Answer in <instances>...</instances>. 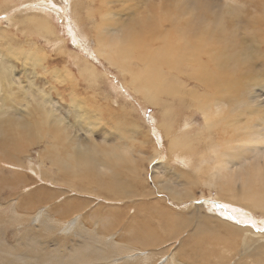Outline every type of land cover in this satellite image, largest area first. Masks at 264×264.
Listing matches in <instances>:
<instances>
[{"label":"rangeland","instance_id":"1","mask_svg":"<svg viewBox=\"0 0 264 264\" xmlns=\"http://www.w3.org/2000/svg\"><path fill=\"white\" fill-rule=\"evenodd\" d=\"M161 1L0 0V48L3 53L7 51L5 48L9 45L15 48L29 47L39 58L34 61V65L28 67L24 65V55L16 59L6 58L8 63L5 66L12 72L7 84L10 83L9 85L17 94V101L20 103L17 107L20 109L21 117L27 120L38 119L32 104L39 100L38 96H42L51 101L46 104V107H53L56 110L55 114L63 117V121L54 120L51 125L62 128L61 133L68 135V138L61 136L63 142L66 143L68 140V151L72 150V153L80 151L81 154H85L90 152L91 146L94 148V145L100 150L95 155L96 160L89 163V168L78 165L76 166L78 169H73L74 173L78 172L80 178L73 177L71 174L65 176L66 173L61 168L52 164L51 159L46 158V148L43 146L45 139L28 146L27 141L39 133L34 132L32 128L26 139L19 140V142L23 141L21 144L23 146L17 156L24 167L16 168L9 163L11 159L16 164L19 163L17 157L13 156L12 148L0 156V264H26L28 258L31 264L33 262L45 264L46 256L55 247L58 248L56 255L64 250L68 255L72 252L80 256L82 251L85 253L81 247L86 241L90 243V251L86 255L83 254L85 261L81 262L80 257L76 264H120L123 259L110 262L103 256L116 251L121 253L114 255V258L127 254L125 249H120V246L116 245V241L119 240V244H132L135 241L131 236L138 235H143L146 241L149 238L151 240L157 238L154 242L142 243L144 247L142 244L137 246L142 252L155 250L154 253L157 256L153 258L154 261L151 264L158 259V263H162L168 254L175 252L180 254L183 260L201 263L199 262L201 243L195 250H191L194 247L191 244V238L199 235L202 224L198 222V230L192 228L196 218L195 214H192L193 217L189 216L191 212L197 213L201 216V220L207 223L211 221L207 218L211 211L232 223L245 224L256 231L264 232V215L255 212V209L248 211V208L242 205L221 200L218 196L220 191L217 188L207 186L205 181L197 178L194 171L185 168L178 159L176 162L170 161L167 155V139L163 137L162 127L159 125L162 123L159 108L131 89L127 80L123 78V74L115 66L108 64L107 60L100 57L96 51V32L97 23L100 22V12L112 10L116 13L112 16L115 24H131L144 15L154 14L155 17L160 14L157 12L162 10L158 9L157 4H161L159 3ZM163 1L166 8H173L176 4H186L187 0ZM193 1L203 2L210 8L216 5L217 10L236 9V15L227 13L224 20L227 22L230 19L236 29H241L239 35H243L244 32L243 36L247 37L245 34H248V31L242 25L244 24L242 18L254 12V0H190L188 3ZM256 3L264 9V0H256ZM240 11L243 16L240 15L238 23L236 16L240 14ZM34 16L46 19L47 25L42 29L38 27L35 29L36 22L32 18ZM164 26L167 28L168 22ZM124 27L126 28L125 25ZM122 29L121 27L118 32ZM242 35L239 37L241 38ZM155 46L157 45L154 44L153 47ZM30 58H32L31 55ZM85 63L94 67V76L82 70ZM54 66L68 67L71 71L70 79L57 77L51 72ZM76 96L86 110L93 114V120L97 124L93 123L78 106L71 103ZM249 97L253 105L264 107V84L253 85ZM30 99L32 104L26 107V101ZM201 116L199 111L193 112L185 108L176 118L180 127L175 133L180 131L187 133L196 158L208 156L206 149L209 142L204 140L208 130L204 129L205 124ZM173 120L174 123L175 118ZM119 127L123 130L122 134L117 133L116 128L119 129ZM120 135L124 138L129 136L131 148L129 152L124 150L127 152L124 155L133 163V169L131 166L130 170L128 168L131 165L130 162L125 168L121 165H109L113 167L109 168L107 165L100 164L99 154L109 150L111 145L117 142L122 143L119 139ZM92 157L94 158V155H87V158ZM207 158L210 159V156ZM93 162L96 164L94 165ZM237 165L239 162L232 160L229 168H233V172L237 171L239 169ZM178 170L189 176L178 178ZM99 179H106V183L114 180L116 186L127 191L130 196L109 199L99 185ZM185 179L196 182L187 186L184 184ZM160 181L161 185L158 184ZM240 184V180L237 179L234 186L240 187ZM163 185L176 188L179 192L186 189L184 197L180 201L171 199L167 194L168 191L163 190ZM144 192L146 195L143 194ZM149 192L151 195L148 194ZM118 194L120 195L121 192ZM189 195H195V198L188 197ZM198 204L201 206L196 207ZM245 214L248 218L242 217ZM167 215L174 216L173 225L168 224L173 220ZM77 216L80 218L81 225L76 230L74 227L68 230L56 229L57 222L62 225L64 222L76 220ZM47 219H51L52 224H45ZM173 226L174 229L176 228V235L170 239L168 228ZM25 232L29 235H24ZM219 233L222 237H227L226 239L232 238L228 231L214 227H206L201 231L202 235L215 237ZM90 237L92 239H89ZM38 239L43 245L38 246ZM258 244L264 249L262 237L258 238V242L255 240L254 244L251 242V245ZM205 245L206 249L212 248L211 245L206 243ZM225 248H216L215 251L224 253L223 264H263L258 259L260 251L255 247H252L251 258L238 257L235 254L236 250L230 247ZM88 257L90 260L87 259Z\"/></svg>","mask_w":264,"mask_h":264},{"label":"bare ground","instance_id":"2","mask_svg":"<svg viewBox=\"0 0 264 264\" xmlns=\"http://www.w3.org/2000/svg\"><path fill=\"white\" fill-rule=\"evenodd\" d=\"M189 1L187 0L184 5L176 4L173 8H166L162 0L159 2L161 4H157L158 9L162 10V12H157L160 14L155 17L154 14L144 15L131 24H115L112 16L116 13L112 10L100 12V22L97 23L96 32V51L100 57L102 56L107 60L108 64L115 66L123 74V78L127 80L131 89L159 108L162 117V123L159 125L162 127L163 137L167 139V155H169L170 161L176 162L178 159L185 168L194 171L193 173L196 174L197 178L205 181L207 186L217 188L220 191L218 196L221 200L242 205L248 208V211L255 209V212L264 215V107L253 105L250 102L251 97H249L253 85L264 84V9L262 6H258L256 0H254V12L244 19L242 18L243 22L240 18V21L244 23L242 24L243 27L248 31V34H245L247 37L243 36V32V35L240 34L242 35L240 38L239 30L241 29L237 28V30L230 19L227 22L224 20L227 13L236 15V9L217 10L215 9L216 5L214 8H210L203 2L193 1L188 3ZM74 13L76 14V11ZM239 13L236 16V22L238 23L240 15L243 16L241 11ZM233 17L235 18V16ZM32 18L36 22L34 23L35 29L37 27L42 29L47 25L45 23L46 19L40 16ZM91 19L93 21V17ZM164 22H168L169 26L167 28L164 26ZM121 27L123 29L118 32ZM48 33L50 32L48 31ZM154 44L157 46L153 47ZM7 47L5 53L0 48V94L2 92L0 96V156L6 153L9 148H12L13 156L17 157L19 163L16 164L13 159L9 163L16 168L24 167L17 156L23 146H21L23 141L19 142V140L26 139L32 128L35 130L34 132L39 133L33 139L27 141L28 146L45 139L43 146L46 148V158L51 159L52 164L61 168L66 173L65 176L71 174L73 177L80 178L78 172L74 173L76 166L89 168V163L96 160L95 155L100 150L94 145V148L91 146L90 152L85 154H81L80 151H74L73 153L72 150L68 151V140L66 143L61 140V136L68 138V135L61 133L62 128L51 125L54 120L63 121V117L55 114L56 110L53 107L47 108L46 104L51 103V101L44 99L42 96H38L39 100H36L35 104H32V99L29 100L30 102L26 101L25 104L26 107L32 104L38 119L27 120L21 117L20 109L17 107L20 105L17 101V94L9 85L10 83L7 84L12 72L10 69L8 71L5 66L8 63L6 58L13 57L16 59L24 55L23 59L26 67L34 65V61L39 58L32 48L19 47L21 48L19 49L13 45ZM30 55L32 58H30ZM85 64L81 69L89 72L90 76H94V67ZM51 72L57 77H62V79H70L71 76V71L66 66L62 68L54 66ZM71 103L78 106L93 123L97 124L93 120V114L86 110L77 96L72 99ZM185 108L193 112L194 110L199 111L202 115L205 124L204 129L208 130L207 137L204 140L209 142L206 150L210 159L207 158L208 156L194 157V152L191 149L192 142L187 133L181 131L175 133L176 129L180 127L176 120L177 115ZM173 118H175L174 123ZM116 130L117 133L122 134L121 127L116 128ZM119 139L122 140V143L118 144L119 142H117V144L111 145L112 147L109 150L99 154L100 164L102 166L121 165L125 168L130 162L131 165L128 168L131 166L133 169V163L124 155L131 148L129 136L124 138L120 135ZM261 148L263 150H260ZM253 151L255 152L252 153ZM62 154L64 156H61ZM89 154L94 155V158H87ZM149 160L151 161V157ZM232 160L239 162V165H237L239 169L234 172L233 168H229ZM93 164L95 165L96 162H93ZM94 165L92 166L94 167ZM111 167L109 166V168ZM166 167L168 168V165ZM184 176L187 178L189 174L177 171L178 178ZM237 179L240 180V187L234 186ZM98 182L109 199L130 196L127 191L118 188L114 180L111 183H106V179H99ZM194 182L196 181L185 179L184 184L188 186ZM158 184L161 185V181ZM163 190L168 191L167 194L171 199L180 201L184 197L186 189L179 192L176 188L163 185ZM119 192H121L120 195ZM145 192L144 195H146ZM188 197L195 198V195H189ZM199 206L201 205L198 204L196 207ZM66 207L68 206L66 205ZM209 212L211 214L207 218L211 221L208 223L201 220V216L197 213L191 212L189 216L195 214L196 218L192 228L198 230V222H200L202 224L201 231L206 227H214L218 230L228 231L232 238L226 239L227 237H222L220 233L216 237L202 235L200 231L196 238H191V244L194 246L191 250H195L201 243V260L199 259L201 263L190 262L187 259L183 260L179 256L180 254L178 255L175 252L168 254L164 262L158 263V259L154 264H223L224 253L215 251L216 248L226 249L225 247L236 250L235 254L241 258H249L253 253L252 247H255L256 250L260 251L258 252L260 253L259 262L264 264V249L259 244L257 246L251 245V242L254 244L255 240L258 242L260 237L264 239V232L256 231L253 227L245 224L232 223L227 219H222L224 217L216 213ZM167 217H172L173 221L168 224L173 225L174 216L167 215ZM242 217L248 218L247 214ZM46 223H51V219H47ZM60 224L56 223V229L68 230L74 227L76 230L77 227H80L81 221L77 216L76 220ZM175 229L174 226L168 228L170 239L176 235ZM24 235H29V233L25 232ZM131 238L135 241L132 244H119L120 241H116V245L120 246V249H125L128 252L127 254H121L114 258V255L121 253L116 251L103 257L109 259L110 262L123 259L120 264H151L154 261L153 258L157 256L154 253L155 250L142 252L141 248L137 247L138 244L146 241L143 235L131 236ZM156 240L157 238L152 240L149 238L146 242L151 243ZM37 243L38 246L43 245L39 239ZM205 243L211 245L212 248L208 247L209 249H206ZM144 246L142 244V247ZM81 248L84 249L85 253L82 251L80 256L72 254V252L68 255L64 250L56 255L58 248H52L46 256L45 261L47 263L45 264H76L80 257L81 262L85 261L86 258L83 254L86 255L90 251V243L86 241ZM93 250L95 251V248ZM114 250L116 249L114 248ZM132 251L135 252L132 253ZM87 259L90 260V257ZM26 264H31L29 258ZM32 264L36 263L33 262Z\"/></svg>","mask_w":264,"mask_h":264}]
</instances>
